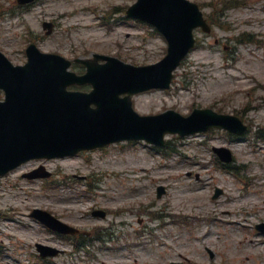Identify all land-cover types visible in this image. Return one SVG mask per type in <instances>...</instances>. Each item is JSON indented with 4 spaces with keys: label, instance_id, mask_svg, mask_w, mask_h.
Masks as SVG:
<instances>
[{
    "label": "rangeland",
    "instance_id": "1",
    "mask_svg": "<svg viewBox=\"0 0 264 264\" xmlns=\"http://www.w3.org/2000/svg\"><path fill=\"white\" fill-rule=\"evenodd\" d=\"M134 1L36 0L20 7L16 0H0V50L14 64L26 61L31 41L70 60L96 52L134 65L156 62L166 53V41L151 25L125 17ZM192 1L205 15L211 12L212 31H194L197 43L174 72L171 90L133 95V108L141 115L221 108L248 125L246 134H167L160 150L144 141H123L22 164L0 176V264H39L37 242L64 250L50 259L57 264H166L183 257L193 263L264 264V237L255 231L264 221V185L257 184L258 173L264 180L259 170V163L264 166V144L259 146L264 141V42L243 43L252 35L264 40V0ZM43 21L54 23L50 35ZM212 146L231 151L239 178L219 167ZM39 164L51 171L49 178L22 176ZM158 185L166 189L160 197ZM215 186L223 192L213 199ZM240 192L245 197H238ZM33 208L81 231L94 229L98 239L85 248L92 255L51 234L30 216ZM96 209L105 210V217L92 215ZM143 227L140 238L135 230Z\"/></svg>",
    "mask_w": 264,
    "mask_h": 264
},
{
    "label": "water",
    "instance_id": "2",
    "mask_svg": "<svg viewBox=\"0 0 264 264\" xmlns=\"http://www.w3.org/2000/svg\"><path fill=\"white\" fill-rule=\"evenodd\" d=\"M128 15L151 22L165 34L169 48L162 61L135 68L102 56L107 63H88L87 73L78 76L67 71L68 60L56 54L41 53L33 44L27 49L29 60L24 65L14 66L0 53V87L5 92V99L0 102V174L30 158L64 156L84 147H94L99 144L96 140L112 128L121 132V136H127L130 130L142 131L141 135L127 137L144 136L149 140L153 139V129L159 136L176 130L168 126L155 127L162 115L138 117L131 109L130 94L167 86L171 70L193 44L192 29L197 25L208 28L197 5L188 0H138L129 8ZM48 28L50 30V24ZM112 62L118 65L117 70H112ZM84 82L92 83L95 90L90 94L66 90L72 83ZM120 92L127 95L119 98ZM90 102L97 103L96 109L88 108ZM201 111L207 117L198 120L187 132L205 129L211 124L229 125L222 119L227 117L217 116L210 110L193 114ZM125 116L137 117L143 122L137 126H120ZM99 118L113 120V123ZM160 139L156 142H161ZM40 214L48 217L44 212ZM48 218L53 222V218ZM55 253L57 251L51 249L49 254Z\"/></svg>",
    "mask_w": 264,
    "mask_h": 264
},
{
    "label": "bare ground",
    "instance_id": "3",
    "mask_svg": "<svg viewBox=\"0 0 264 264\" xmlns=\"http://www.w3.org/2000/svg\"><path fill=\"white\" fill-rule=\"evenodd\" d=\"M264 202V201H263Z\"/></svg>",
    "mask_w": 264,
    "mask_h": 264
}]
</instances>
